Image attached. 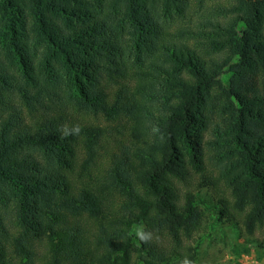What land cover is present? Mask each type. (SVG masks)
Wrapping results in <instances>:
<instances>
[{"label":"trees","instance_id":"1","mask_svg":"<svg viewBox=\"0 0 264 264\" xmlns=\"http://www.w3.org/2000/svg\"><path fill=\"white\" fill-rule=\"evenodd\" d=\"M196 5L0 0V264H196L217 222L264 250V0Z\"/></svg>","mask_w":264,"mask_h":264},{"label":"rangeland","instance_id":"2","mask_svg":"<svg viewBox=\"0 0 264 264\" xmlns=\"http://www.w3.org/2000/svg\"><path fill=\"white\" fill-rule=\"evenodd\" d=\"M213 5L225 0H209ZM197 0H189V13L191 19H196L202 9L198 8ZM194 188V184L189 187ZM185 187H183V191ZM209 191H202L200 195L206 197ZM209 227V226H208ZM158 243H168L163 235H154ZM246 236L240 229L235 231L228 228L226 223L217 222L213 228H204L193 235L192 240L185 243L190 247L196 246L195 263L196 264H264V250L254 245H244ZM254 240H264V229L258 230L252 237ZM185 238L183 239V241Z\"/></svg>","mask_w":264,"mask_h":264},{"label":"clouds","instance_id":"3","mask_svg":"<svg viewBox=\"0 0 264 264\" xmlns=\"http://www.w3.org/2000/svg\"><path fill=\"white\" fill-rule=\"evenodd\" d=\"M62 132H63L64 136L79 135L80 128L76 125H73V126L65 125L62 128ZM136 236L139 240H141L143 242H147L150 238V233L145 232L143 229H138L136 231Z\"/></svg>","mask_w":264,"mask_h":264}]
</instances>
